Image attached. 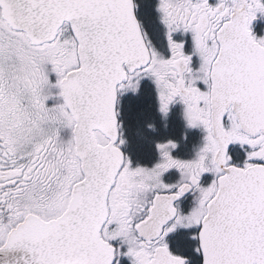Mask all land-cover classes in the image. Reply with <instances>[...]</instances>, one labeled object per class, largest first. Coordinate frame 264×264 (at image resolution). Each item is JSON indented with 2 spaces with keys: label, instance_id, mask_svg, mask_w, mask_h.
<instances>
[{
  "label": "snow or ice",
  "instance_id": "1",
  "mask_svg": "<svg viewBox=\"0 0 264 264\" xmlns=\"http://www.w3.org/2000/svg\"><path fill=\"white\" fill-rule=\"evenodd\" d=\"M0 264H264V0H0Z\"/></svg>",
  "mask_w": 264,
  "mask_h": 264
}]
</instances>
